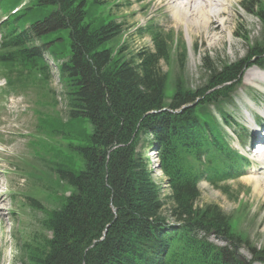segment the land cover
I'll use <instances>...</instances> for the list:
<instances>
[{"label":"trees","instance_id":"trees-1","mask_svg":"<svg viewBox=\"0 0 264 264\" xmlns=\"http://www.w3.org/2000/svg\"><path fill=\"white\" fill-rule=\"evenodd\" d=\"M243 8L262 29L243 61L264 67V3L245 0ZM110 9L100 0H0V73L7 89L31 84L40 90L34 103L43 108L42 98L52 95L48 54L66 107L65 120L56 111L34 109L41 140L31 146L55 177L35 193L58 207L48 210L35 193L25 195L26 205L44 215L41 227L50 237L23 243L22 264H243L236 247L250 253L248 264L264 262V249L239 229L240 219L216 204L197 205L201 180L226 192L241 175L242 157L211 108L230 102L243 61L216 69L205 56L207 83L193 89L179 77L170 86L161 65L176 49L172 35L152 21L134 26L151 48L131 53L125 25ZM185 57L182 48L180 69ZM151 146L158 151L166 201L142 150ZM221 238L225 245L213 241Z\"/></svg>","mask_w":264,"mask_h":264},{"label":"rangeland","instance_id":"rangeland-1","mask_svg":"<svg viewBox=\"0 0 264 264\" xmlns=\"http://www.w3.org/2000/svg\"><path fill=\"white\" fill-rule=\"evenodd\" d=\"M100 1L107 2L111 6L110 12L116 21L125 25V38H123L131 53L146 47L151 48L148 38L141 39L134 34V26H144L148 21H152L163 29L166 35H172L173 47L176 49L173 50L169 63L161 65L163 71L169 73L170 86L171 78L174 80L181 77L189 87L198 89L207 83L205 81L208 78V73L204 72L201 67L202 58L209 57L216 69L243 61L249 47L260 40L262 31L258 19L244 11L245 0L232 3L230 12L233 17L228 27L233 31V35L230 36L228 31L225 32L222 35V41L214 48L208 46L207 41L203 38L190 36L185 26H174L172 14L167 9L160 8L159 0H146L141 3L137 0ZM261 1L264 3V0ZM3 18L4 15L0 13V23ZM50 36L55 37L56 32L51 33ZM182 48L186 50V57L185 65L180 69L177 52L182 51ZM45 58L52 72L46 89H50L52 95L42 98L45 101L43 108H37L34 103L40 95V90L38 95L36 87L28 84L25 86L28 87L27 89L9 91L3 97L1 91L6 88L0 79V264L26 262V254L21 250L23 243L33 237H40L42 234L50 237V234L41 227L44 215L29 208L26 205L25 197V195L29 196V193L33 194L36 191L39 193L41 187L51 186V180H55L54 175L49 173L44 162H41L35 154L39 151L38 148L31 146L32 140L33 142L41 140V137L37 135L38 117L34 109H42L43 112L47 111L52 116L56 111L60 114L61 119H66L65 98L57 77L55 63L47 55ZM242 63L244 64L239 69L238 77L240 88L235 93V104L225 109L236 119L237 122L233 124L235 125L234 130L239 131L234 133L229 130L230 146L245 154L252 128L251 120L247 117L252 119L256 116L258 118L261 113L263 114L264 82L248 81L245 74L250 70L260 69L251 66V62L243 61ZM53 99L55 105H53ZM252 100L255 104H252ZM90 127V125H83L87 131L90 130ZM239 136L247 137V141L243 143L238 139ZM147 148H142L143 152L151 150ZM247 157L251 158L248 154ZM258 158L256 157V159ZM148 160L150 162L149 169L154 171L151 173L152 179L162 190V200L166 201L168 189L164 183V177L156 168L157 164L151 163V160L155 161V158L148 157ZM257 162L260 163L258 160ZM259 167L260 165L254 163L246 168L241 178L226 184V192H221V190H216L207 183L201 182L199 184L200 198L197 205L216 204L225 213L240 219L239 229L249 237L250 242L257 249H264V197L257 195L253 189V183L249 181L251 178H260V171H256ZM37 188L38 190H36ZM55 191H57V196L62 194L59 188ZM35 196L48 210L58 207L57 202L46 200L44 195L36 194ZM213 241L220 246L225 245L222 241L215 239ZM241 252L249 262L250 253L245 248H241ZM255 264H264V262Z\"/></svg>","mask_w":264,"mask_h":264},{"label":"bare ground","instance_id":"bare-ground-1","mask_svg":"<svg viewBox=\"0 0 264 264\" xmlns=\"http://www.w3.org/2000/svg\"><path fill=\"white\" fill-rule=\"evenodd\" d=\"M236 1L238 0H159V4L160 8H165L172 14L174 26H185L190 36H199L214 48L222 41L225 32L233 35L228 26L233 17L231 5ZM245 78L248 81L264 82V70H250ZM254 157H259L257 160L264 165V152ZM260 173V178H251L249 181L253 183L257 195L264 197V167L260 168Z\"/></svg>","mask_w":264,"mask_h":264},{"label":"water","instance_id":"water-1","mask_svg":"<svg viewBox=\"0 0 264 264\" xmlns=\"http://www.w3.org/2000/svg\"><path fill=\"white\" fill-rule=\"evenodd\" d=\"M235 258H236V260H238L242 263H247V259L237 250H235Z\"/></svg>","mask_w":264,"mask_h":264}]
</instances>
